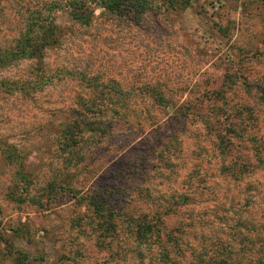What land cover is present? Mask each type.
Returning a JSON list of instances; mask_svg holds the SVG:
<instances>
[{"label": "rangeland", "instance_id": "374dc122", "mask_svg": "<svg viewBox=\"0 0 264 264\" xmlns=\"http://www.w3.org/2000/svg\"><path fill=\"white\" fill-rule=\"evenodd\" d=\"M28 1L34 0H0V43L10 41ZM101 34L103 47L91 37ZM46 60L54 68L63 64L88 72L100 65L103 81L135 89L136 109L148 117L131 113L126 120L118 118L117 128L107 126L103 136L96 133L100 141L82 144L78 164L65 166L58 127L71 113L67 106L76 105L78 79L55 80L33 99L31 94L1 93L0 141L15 145L25 176L9 157L0 161V264H207L219 247L237 249L242 235L246 244L260 243L264 100L243 81L264 86V0H191L185 9L148 13L139 23L101 17L94 27H80ZM31 64L20 61L0 69V76L31 75ZM147 88L155 101L144 92ZM181 114L184 125L169 120ZM155 138L176 143L181 173L198 163L207 179L203 188L205 183L195 182L190 202L165 218L177 238L166 242L170 258L165 261L158 245L148 250L152 241L135 240L124 225L104 240L103 217L87 205L104 183L117 186L112 179L122 174L123 186L141 184L128 192L125 209L152 214L141 196L153 208L162 200L154 192L160 196L158 189L170 191L172 184L149 169L155 164L153 148L159 147ZM241 157L247 165L243 173L237 164ZM71 172L73 177L60 184ZM154 184L155 190L148 189ZM91 185L100 187L84 198ZM94 210L103 213V207Z\"/></svg>", "mask_w": 264, "mask_h": 264}, {"label": "trees", "instance_id": "16d2710c", "mask_svg": "<svg viewBox=\"0 0 264 264\" xmlns=\"http://www.w3.org/2000/svg\"><path fill=\"white\" fill-rule=\"evenodd\" d=\"M191 2V0H34L28 1L20 14L19 25L8 42L0 43V69H8L18 64L20 61H31V75L17 76H0V94L20 92L23 95H32L41 91L46 85L52 84L55 80L67 81L77 80L80 85V93L76 94V105L67 106L69 113L65 120H61L58 131V148L63 153L64 165L75 166L78 164L80 156V147L84 142H98L100 137L104 135L107 126L117 128L119 125L118 118L123 117L126 120L128 114L136 113L141 115L144 120L148 117L147 111L136 109L135 89H125L121 84L106 82L101 78L98 65L94 71L88 72L87 68H74L70 65L52 66L48 58L50 51L58 49L62 46L63 41L68 40L75 33L80 32V27H94L98 23V18L103 20H117L121 18L128 19L134 23H139L148 13L165 12L167 10H182ZM99 9V14L96 10ZM100 41L103 47L104 35H91ZM79 76V78H78ZM76 78V79H74ZM243 84L247 88L254 91H260L259 98L264 100V86H258L248 80H244ZM144 91L148 98L153 99L152 95ZM134 91V92H132ZM154 101L156 99H153ZM136 101V102H135ZM134 103V105H133ZM168 105V101L165 102ZM143 112V113H141ZM173 123L178 122L185 124L183 115L169 117ZM186 119V118H185ZM153 121V120H152ZM142 123V120L137 121V124ZM155 126L156 122H152ZM50 132L53 131V125L48 123ZM157 128V126H155ZM170 142V141H169ZM168 141H158L154 139V143L159 147L153 148L155 153L154 163L149 169L160 173L165 177L169 184L168 189H158V196L155 192L152 196L158 197L161 200L155 207H150L146 197L141 196L144 203L147 204V209H153V213L146 211L140 214H131L125 209L128 205L131 193L136 187L141 184L134 183L133 188L129 189L123 186L122 174L113 177L112 181H118L117 186H105L102 190L91 185L86 191L84 198H90L91 192L99 188L98 195H93L91 201L87 202L88 206L92 207L95 215L99 214L102 218V230L104 240L110 236L116 235L117 227L125 226V229L135 240L149 243L152 241L150 249H154L158 245L163 254L162 260H169V252L166 249V242L175 241L177 238L172 233L171 229L167 228L165 218L175 213L178 205H186L190 202L191 197L197 192L194 191L195 182L204 184L206 177L202 174V166L195 163L189 167V171L181 173L176 168V143L170 145ZM14 148V149H13ZM79 150V152H77ZM178 150L177 152H180ZM1 162L6 157H9V162L16 166V171L20 172L24 178L22 171L25 169L22 162L18 163V154L15 145L12 147L4 141H0ZM16 157V159L13 158ZM11 158V159H10ZM237 159V158H236ZM242 157L239 159V161ZM231 160V159H230ZM234 160V159H232ZM243 160V159H242ZM238 168L241 173L246 170V164L238 162ZM235 167V166H234ZM233 166L229 170L234 169ZM162 168V169H160ZM223 168H228L224 165ZM167 169V170H166ZM74 174V173H73ZM72 172L63 175L59 179L60 184L66 183L73 177ZM151 176V175H150ZM57 179V178H56ZM52 180V183L56 181ZM140 182L146 181L143 177H137ZM153 180V179H152ZM206 183L202 186V188ZM154 187L148 186V189L155 190ZM125 191V194H124ZM150 191V190H149ZM149 195L148 191L145 193ZM116 196H122L120 199ZM103 207V213L95 211L94 208ZM262 216V215H261ZM264 216V212H263ZM262 239L257 246L254 244H246V236L238 242L237 249H227L219 247L215 258H207V264H262L264 258V234L260 231ZM237 235V234H236ZM258 235V232H257ZM252 240V238H251ZM248 241V240H247ZM155 244V245H154ZM248 252V253H247ZM27 257V254L24 253ZM261 255V256H260ZM218 256V257H217ZM35 264V263H33ZM48 264H64L61 261H56Z\"/></svg>", "mask_w": 264, "mask_h": 264}]
</instances>
